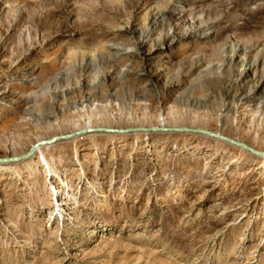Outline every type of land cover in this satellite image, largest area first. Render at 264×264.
Returning a JSON list of instances; mask_svg holds the SVG:
<instances>
[{
  "label": "rangeland",
  "instance_id": "1",
  "mask_svg": "<svg viewBox=\"0 0 264 264\" xmlns=\"http://www.w3.org/2000/svg\"><path fill=\"white\" fill-rule=\"evenodd\" d=\"M0 93V264H264V0H0Z\"/></svg>",
  "mask_w": 264,
  "mask_h": 264
},
{
  "label": "water",
  "instance_id": "2",
  "mask_svg": "<svg viewBox=\"0 0 264 264\" xmlns=\"http://www.w3.org/2000/svg\"><path fill=\"white\" fill-rule=\"evenodd\" d=\"M108 131H110V130H107V131H105V132H108ZM88 132H91V131H90V130L85 131V133H88ZM52 142H53V140H51V141H49V142H42V143H39V146H43V145H45V144L52 143ZM242 147H243L244 149H246L247 151L253 153V154L264 156V153H258V152H255V151L250 150L249 148H247V147H245V146H242ZM33 153H34V151H30L27 155H25V156H23V157H20V158H12V159H9V160L12 161V162H18V161H20L21 159H26V158H28V157H29L30 155H32Z\"/></svg>",
  "mask_w": 264,
  "mask_h": 264
},
{
  "label": "bare ground",
  "instance_id": "3",
  "mask_svg": "<svg viewBox=\"0 0 264 264\" xmlns=\"http://www.w3.org/2000/svg\"><path fill=\"white\" fill-rule=\"evenodd\" d=\"M238 51V50H237ZM237 58V57H236ZM242 59V58H241ZM249 65V64H248ZM242 66L244 67L245 65L244 64H242ZM245 75H250V67H244L242 70H241V72H240V74H239V78L240 79H242V78H246L247 76H245ZM247 80V79H246ZM1 94V93H0ZM242 100H244L245 102H247L248 100H246L245 99V97L244 98H242ZM249 103V102H248ZM36 146V145H35ZM35 146H33L31 149H30V151H34L35 152ZM29 151V152H30ZM27 159V158H26ZM26 159H21L20 161H23V160H26ZM19 161V162H20Z\"/></svg>",
  "mask_w": 264,
  "mask_h": 264
}]
</instances>
